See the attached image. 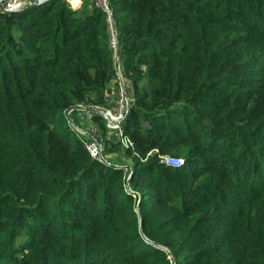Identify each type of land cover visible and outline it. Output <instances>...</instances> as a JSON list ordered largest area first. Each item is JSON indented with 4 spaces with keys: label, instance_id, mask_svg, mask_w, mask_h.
<instances>
[{
    "label": "trees",
    "instance_id": "obj_1",
    "mask_svg": "<svg viewBox=\"0 0 264 264\" xmlns=\"http://www.w3.org/2000/svg\"><path fill=\"white\" fill-rule=\"evenodd\" d=\"M109 6L116 47L106 14L89 0L79 9L51 0L0 13V264H62V256L68 264H264V177L251 180L236 160L256 155L242 151L243 142L264 135V120L240 124L223 99L256 73L252 59L264 60V0ZM116 49L130 92L122 126L133 145L128 153L144 158L153 149L166 153L170 143L191 145L181 168L134 156L138 210L122 170L92 158L51 118L67 121L64 111L78 106L115 109ZM206 109L220 116L204 123ZM204 150L212 162L202 170L222 176L205 177L193 195L182 185L203 175L191 166L205 160L198 156ZM235 186L247 191L227 205ZM163 205L175 212L157 221L152 213ZM21 233L24 240L12 246Z\"/></svg>",
    "mask_w": 264,
    "mask_h": 264
},
{
    "label": "rangeland",
    "instance_id": "obj_2",
    "mask_svg": "<svg viewBox=\"0 0 264 264\" xmlns=\"http://www.w3.org/2000/svg\"><path fill=\"white\" fill-rule=\"evenodd\" d=\"M83 4H81L79 8L82 7ZM248 37V36H247ZM253 45H256L254 43ZM250 50V49H249ZM248 50H246L247 52ZM250 65L257 68L256 73H253L252 78H249L248 82L247 80H244L246 82L238 89L234 90L230 96L223 97L225 99V104L229 105V107H234L237 109V119L238 122L241 121L240 124H248L253 125L261 122L264 120V60L261 58H254L250 61ZM240 75V74H239ZM242 76L244 79L248 76V73H242ZM116 77L118 78V75L116 74ZM123 79V76H122ZM118 82L120 83V80L118 79ZM123 84V89L121 88V91L124 90L125 94L120 92L119 90V96L116 100V107H119V101L121 96H123L122 100V107L125 108V111L127 109V106H130L129 102V96L130 92L125 91V86ZM120 86V85H119ZM120 88V87H119ZM218 91H216V94L218 95ZM121 94V96H120ZM126 96L128 97V102H126ZM221 99V98H220ZM128 103V105H127ZM85 108H91V107H84V106H78L75 107V109L66 110L64 111L67 121L58 120L55 118V116H51L53 118V124L55 125V128L57 131L61 133H66L70 136H77L79 140L81 141L82 145L86 149V145L91 143L94 140H98L101 142V145L103 146L101 157L100 159L103 160L104 165L109 166L113 169H120L123 173V189L127 192H129L133 197L134 207L138 210L136 207L137 201L140 200V195L135 189H133L130 185V178L132 177L133 172V163H134V156L138 157L142 164L147 163L150 161V163H154L157 168H161L162 165L166 166H173V167H179L181 168V165H178L179 161H184L183 155L187 154L191 150V145L188 143H178V144H168L166 145V153H160L157 149L151 150L144 158L137 155L136 152L133 151V154L128 153V149H132L133 145L127 144L121 140H119V136L115 131H112L113 129L108 126L107 119H105L100 112H94L95 114H98L99 117L101 116V120L96 119L94 116H92L91 111H87ZM96 109V107H93ZM107 108V107H105ZM97 110V109H96ZM99 110V109H98ZM102 110V109H101ZM118 110V109H116ZM104 111V110H103ZM173 116V114L171 115ZM218 116H220V112L214 111V110H204L203 111V121L204 123L209 122L208 118L214 120ZM189 119V118H188ZM190 123L192 120H189ZM104 124V127H101V125ZM143 127H148L147 122H143ZM77 127L78 130L74 129ZM74 130V131H73ZM200 130H203L201 127ZM253 139H257L255 142L252 141V143L249 142H243L244 148L242 151H245L246 153L251 152L252 154H256L252 159H245V158H236L237 167H244L247 169L246 174L250 175V179L253 180L257 176L263 178L264 177V151L263 153L259 152V142L258 139H262L264 141V135H254L252 136ZM186 139L180 140L185 141ZM91 141V142H90ZM114 143V144H112ZM209 144V142H208ZM264 144V142H263ZM195 143L192 144V149L195 147ZM235 153H238L240 149L235 148L232 150ZM181 153L182 155L178 154ZM210 153L214 154L212 151H209ZM198 156H203L205 160H198L192 163L193 168L199 167L196 169L198 173L202 170V168L207 164L211 163L212 156L208 153V151H200L198 153ZM261 157V158H260ZM179 160V161H177ZM217 164H230L231 161H223V160H214ZM100 162V161H99ZM212 168H207L204 171L202 170L199 175H202L201 177H196L192 181L188 180V183H190L188 189L192 192L193 195H199L196 191V185L198 183H201L205 177L212 178L213 180H218L222 174L216 171H211ZM238 172V171H237ZM243 174L245 175L244 171ZM182 182V181H181ZM186 183V181H185ZM148 186V185H147ZM118 185H115L114 188L117 189ZM162 190H165L163 188ZM246 189H244L242 192H240L239 187L235 186L232 194L227 195L225 199V203L227 205H234V203H237L239 201L241 203L242 199H236L235 194L239 193L241 195H244L246 193ZM246 195V194H245ZM197 197V196H194ZM237 200V201H236ZM239 203V204H240ZM238 204V205H239ZM175 212V209L169 205H163L162 208L160 207L157 211V213H152V217L155 218L157 221H159L161 218L166 217L167 213L169 215H172ZM229 214H225V217L223 218L226 220ZM54 225V224H53ZM54 229H51V234H54ZM23 236V237H21ZM24 237H26L23 233L20 235H16L15 238H17L14 241V245L16 246L18 243L24 240ZM62 247H64L65 251L70 252V248L68 246L67 242H62ZM154 246L160 247L166 251V253H169V250L167 247L159 244H155ZM74 252L76 251V247L73 248ZM170 256V255H169ZM69 257L62 256V260L60 263L62 264H68L70 263ZM14 264V263H12Z\"/></svg>",
    "mask_w": 264,
    "mask_h": 264
},
{
    "label": "built area",
    "instance_id": "obj_3",
    "mask_svg": "<svg viewBox=\"0 0 264 264\" xmlns=\"http://www.w3.org/2000/svg\"><path fill=\"white\" fill-rule=\"evenodd\" d=\"M51 0H0V13H15L18 11H21L24 8L27 7H34V6H39L42 5L44 3H47ZM67 5L69 7L72 8H78L81 4H83L86 0H65ZM91 2V4L95 7L100 8L107 16V21L108 24L110 26V31L112 33V44L114 45V47H116V38L115 35L111 29V19L110 16L112 15V11L111 8L109 6V0H89ZM115 51V50H114ZM117 63V75H118V79L120 80V92L121 94L124 93V90L121 91V88L123 89V80H122V74L120 72V67L118 64V61H116ZM120 94V96H121ZM123 96H121L120 101H119V107L115 108L114 110H111L110 108H105V107H96V109L98 110V112H100V114L107 119V123L108 126L111 127L113 130L115 131L118 136H119V140L123 141L127 144L132 145L131 141L129 140L128 136L125 135L122 126H119L120 121L123 120L126 111L125 108L122 107V100H123ZM128 100V97L126 96V102ZM128 105V103H127ZM102 109V110H101ZM118 109V110H116ZM104 110V111H103ZM74 129L78 130L77 127H75ZM91 142V141H90ZM86 150L89 153V155L94 158L97 159V161H100L103 163V160L100 159V155L103 149V146L101 145V142L98 140H94L91 143L87 144L86 146ZM179 161V160H177ZM179 163V162H178Z\"/></svg>",
    "mask_w": 264,
    "mask_h": 264
},
{
    "label": "water",
    "instance_id": "obj_4",
    "mask_svg": "<svg viewBox=\"0 0 264 264\" xmlns=\"http://www.w3.org/2000/svg\"><path fill=\"white\" fill-rule=\"evenodd\" d=\"M110 19H111V29H112V31H113V33L115 35L116 34V27H115V23H114V19H113V16L112 15L110 16ZM116 59H117V61L119 60V54L117 52V49H116ZM85 109L87 111H91V112H98V110H96L94 108H85ZM129 109H130V107H128V110L126 111V114H125L123 120L120 121L119 126H123L124 123L126 122V119L128 117V114H129Z\"/></svg>",
    "mask_w": 264,
    "mask_h": 264
},
{
    "label": "clouds",
    "instance_id": "obj_5",
    "mask_svg": "<svg viewBox=\"0 0 264 264\" xmlns=\"http://www.w3.org/2000/svg\"><path fill=\"white\" fill-rule=\"evenodd\" d=\"M179 163H183V161H179Z\"/></svg>",
    "mask_w": 264,
    "mask_h": 264
}]
</instances>
